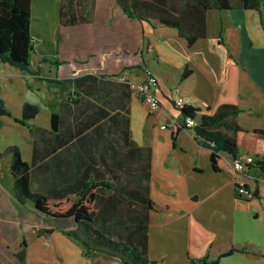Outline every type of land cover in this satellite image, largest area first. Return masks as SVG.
Listing matches in <instances>:
<instances>
[{
	"label": "crops",
	"instance_id": "obj_1",
	"mask_svg": "<svg viewBox=\"0 0 264 264\" xmlns=\"http://www.w3.org/2000/svg\"><path fill=\"white\" fill-rule=\"evenodd\" d=\"M114 2L99 6V14L95 9L89 22L64 26L61 0H30L31 35L44 40L39 55H31V72L0 59L7 112H0V153L17 147L32 191L51 200L98 184L91 220L52 217L17 201L12 155L0 156V264H122L109 241L139 246L151 264H192L231 247L245 250L218 264H264L261 20L253 9L232 10L240 17L230 16L225 37L206 31L189 44L176 28L129 17ZM251 11L253 34L245 19ZM50 52L55 60L46 58ZM147 72L158 80L160 107L153 113L133 89ZM179 97L197 108L196 120L236 105L237 155L255 161L237 172L235 156L221 150L214 169L195 127L160 128L183 123ZM25 103L37 112L23 120ZM240 185L253 197L239 195Z\"/></svg>",
	"mask_w": 264,
	"mask_h": 264
},
{
	"label": "trees",
	"instance_id": "obj_2",
	"mask_svg": "<svg viewBox=\"0 0 264 264\" xmlns=\"http://www.w3.org/2000/svg\"><path fill=\"white\" fill-rule=\"evenodd\" d=\"M123 12L129 17L148 23H160L176 28L189 44L205 36L207 31V12L209 10H235L264 8V0H116ZM94 0H61L59 22L68 26L89 22L93 16ZM30 0H0V59L23 70H30L31 54L35 51L34 38L30 31ZM185 74V73H184ZM185 117H197V108L184 105L181 108ZM240 109L233 104L220 105L213 114H202L197 120L195 132L197 142L211 150V161L217 169L218 152L223 150L237 155L235 133L241 129L235 117ZM0 112L7 113L0 102ZM23 117H33L37 108L25 103ZM56 126L53 116V127ZM230 131V132H229ZM10 153L12 160L10 171L13 177V194L21 203L32 206L52 217L73 216L77 221L92 219L91 204L94 201L98 184H86L74 197L51 200L41 193L32 191L29 179V165L19 153L17 147H9L4 153ZM4 153H0L2 156ZM264 169V162L257 161ZM108 249L119 252L122 264H151L153 261L144 255L142 248L135 244L109 241ZM244 248L231 247L217 257L209 253L192 264H218L220 257ZM18 256L24 259V251Z\"/></svg>",
	"mask_w": 264,
	"mask_h": 264
},
{
	"label": "built area",
	"instance_id": "obj_3",
	"mask_svg": "<svg viewBox=\"0 0 264 264\" xmlns=\"http://www.w3.org/2000/svg\"><path fill=\"white\" fill-rule=\"evenodd\" d=\"M157 84V77L153 73L147 72V76L143 81L133 85V89L140 94L143 104L151 113H153L160 107L159 98L153 90ZM175 105L179 108H182L185 105L184 100L181 97L175 99ZM196 124L197 120L195 118L185 117L183 123L181 124L177 122L163 123L160 125V128H169L174 132L179 131L181 128L195 127ZM254 161L255 158L250 154H238L234 157L233 168L235 171L241 172L246 169L247 165L252 164ZM237 192L239 195H242L246 198L253 197V191H251L244 185L238 186Z\"/></svg>",
	"mask_w": 264,
	"mask_h": 264
},
{
	"label": "rangeland",
	"instance_id": "obj_4",
	"mask_svg": "<svg viewBox=\"0 0 264 264\" xmlns=\"http://www.w3.org/2000/svg\"><path fill=\"white\" fill-rule=\"evenodd\" d=\"M105 2V3H104ZM112 6V8L115 6V2L114 0H94V4H93V14H95V9H96V12L98 13L100 11V8L99 6H106L107 9H109V6ZM98 6V8H97ZM111 8V9H112ZM254 12L257 14V17L259 18L260 21V26L259 28L264 32V8L260 9V10H257ZM237 13L232 11V10H209L207 12V33L209 36L213 37L215 35H217V33H219L221 36L225 37L226 36V33L229 31V28H232L233 27V22L230 18L231 15H235ZM99 14V13H98ZM238 17H240L238 14H236ZM245 17V16H244ZM248 18L254 20L255 16L253 15V12L251 11V14H250V17H245V19L248 21ZM254 24H251L250 21L247 22V25H246V28L248 30V32L250 34H253L255 32V28H254ZM65 32L61 33V37L62 36H65ZM58 33H57V42H58ZM43 39L42 38H36L34 39V47L36 48V51H34V54L35 56L37 57L39 54H38V49H37V46L40 45V44H43ZM56 47L54 49V51H56ZM35 50V49H34ZM33 54V53H32ZM31 54V55H32ZM56 54L57 53H47V59H49L50 61L52 60H55L56 59ZM56 62H54L55 64ZM26 71H29L31 72V69L30 70H26Z\"/></svg>",
	"mask_w": 264,
	"mask_h": 264
}]
</instances>
